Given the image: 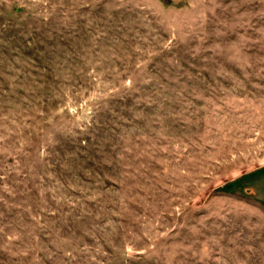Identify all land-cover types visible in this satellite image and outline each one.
Masks as SVG:
<instances>
[{
  "label": "rangeland",
  "instance_id": "rangeland-1",
  "mask_svg": "<svg viewBox=\"0 0 264 264\" xmlns=\"http://www.w3.org/2000/svg\"><path fill=\"white\" fill-rule=\"evenodd\" d=\"M0 0V264H264V0Z\"/></svg>",
  "mask_w": 264,
  "mask_h": 264
},
{
  "label": "water",
  "instance_id": "water-1",
  "mask_svg": "<svg viewBox=\"0 0 264 264\" xmlns=\"http://www.w3.org/2000/svg\"><path fill=\"white\" fill-rule=\"evenodd\" d=\"M165 3H170L171 1L170 0H164Z\"/></svg>",
  "mask_w": 264,
  "mask_h": 264
}]
</instances>
